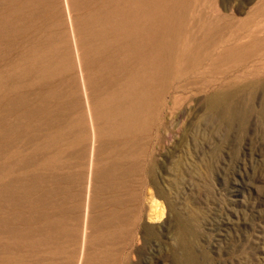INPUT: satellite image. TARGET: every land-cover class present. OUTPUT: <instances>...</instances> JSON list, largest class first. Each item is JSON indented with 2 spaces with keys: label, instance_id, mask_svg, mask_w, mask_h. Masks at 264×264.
Instances as JSON below:
<instances>
[{
  "label": "rangeland",
  "instance_id": "rangeland-1",
  "mask_svg": "<svg viewBox=\"0 0 264 264\" xmlns=\"http://www.w3.org/2000/svg\"><path fill=\"white\" fill-rule=\"evenodd\" d=\"M165 3L154 98L122 175L125 226L103 264H264V0ZM22 48L0 74L26 90L41 70L21 72ZM46 136L34 126L27 151ZM36 253L26 245L8 256L33 264Z\"/></svg>",
  "mask_w": 264,
  "mask_h": 264
},
{
  "label": "bare ground",
  "instance_id": "bare-ground-1",
  "mask_svg": "<svg viewBox=\"0 0 264 264\" xmlns=\"http://www.w3.org/2000/svg\"><path fill=\"white\" fill-rule=\"evenodd\" d=\"M165 2L0 0V62L17 44L21 72L41 70L26 90L0 74V264L26 245L43 248L33 264L109 260L125 226L130 146L154 98ZM34 126L47 136L27 151Z\"/></svg>",
  "mask_w": 264,
  "mask_h": 264
}]
</instances>
